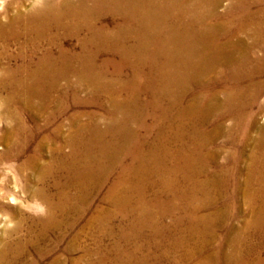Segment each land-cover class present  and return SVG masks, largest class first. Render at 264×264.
Wrapping results in <instances>:
<instances>
[{"label": "bare ground", "instance_id": "6f19581e", "mask_svg": "<svg viewBox=\"0 0 264 264\" xmlns=\"http://www.w3.org/2000/svg\"><path fill=\"white\" fill-rule=\"evenodd\" d=\"M223 1L2 0L0 264H264V0Z\"/></svg>", "mask_w": 264, "mask_h": 264}, {"label": "rangeland", "instance_id": "374dc122", "mask_svg": "<svg viewBox=\"0 0 264 264\" xmlns=\"http://www.w3.org/2000/svg\"><path fill=\"white\" fill-rule=\"evenodd\" d=\"M12 2V1H14V0H6V3L8 2V3H10V2ZM18 1H21V2H23L24 4L23 5H26V6H28V5H30L32 2H34L35 0H18ZM28 3V4H27ZM228 3V1L227 0H224L223 1V5H222V7H221V9H224L225 8V6H226V4ZM71 80H75V78L73 77ZM64 83H66V82H64L63 81V85H64ZM68 90V88L67 89H65L64 87L63 88H61L59 91H56L53 95H52V100L50 99V100H47L46 102H45V104L48 106V108L47 109H43V110H41V111H38V115L39 116H41L40 118H42V120L43 119H45V118H47L46 116H48V117H50V115H51V117H56V115H57V117H56V119H55V121H61V120H66V119H68V118H71V117H73V115H75V114H78V113H81V111H84V110H96L97 108L95 107V105H84V106H81V105H76V104H73L72 105V103H71V100H70V96L68 95L67 96V94L66 95H63V93L64 92H66ZM71 91V90H70ZM80 92V93H79ZM79 94H80V96H82V97H86V95H87V90L86 89H79ZM82 92V93H81ZM6 94H7V92H4L3 94H2V96H6ZM60 94V95H59ZM64 96L65 98H64V101L61 99L62 97ZM1 97V96H0ZM34 101L36 102L35 104H39V102H41L40 101V98L39 99H37V98H35L34 99ZM49 101V102H48ZM62 101V102H61ZM69 102V103H68ZM71 103V104H70ZM55 104H56V106H55ZM55 106V107H54ZM65 109V111L63 110V113H62V111L61 112H56V109H60V108H62V107ZM86 106V107H85ZM95 107V108H94ZM67 108V109H66ZM55 111V112H54ZM78 111V112H77ZM28 112H30V111H22V117L24 118V119H27L28 117H29V114H28ZM77 112V113H76ZM2 109H1V106H0V131H1V129L4 127V125H7V120H5V119H3V117L1 116L2 114ZM26 115V117H25V115ZM45 114V115H44ZM261 114V115H260ZM44 116H45V118H44ZM67 118H66V117ZM257 118H258V122H260L261 124H263L264 125V108H263V110H258L257 111ZM60 118V119H59ZM66 118V119H65ZM81 119V118H80ZM82 120H87L86 119V116H83L82 117ZM6 122V123H5ZM227 125H231V121H227ZM0 134H1V132H0ZM57 139V140H56ZM55 139V141H57V142H54V144L55 145H62V143H63V138L62 139H60L61 140V142H60V140L58 139V138H56ZM60 142V143H59ZM220 142H222V140L220 139ZM6 144V142H2V143H0V153H2V152H4V150H5V145ZM49 150V149H48ZM13 163V164H12ZM21 163V161H2V162H0V178H2V179H4V180H2L4 183L6 182L7 183V186H8V188L9 189H13V187H14V185L16 184V183H18V182H20V180H19V178H18V180L15 178V165H17V164H20ZM18 182H17V181ZM16 182V183H15ZM11 187V188H10ZM107 188L108 187H106V189H104L103 190V192H105V191H107ZM15 194H16V196H17V201L15 202L17 205H22L23 207H25L26 208V205H27V203H24L25 202V199H26V197L24 196V195H20L19 194V192H15ZM5 202H9L7 199L6 200H4ZM96 203H98V204H100V205H103V203H102V201H101V198L100 197H98V199H96ZM225 203V201H221L220 202V205H223ZM24 204V205H23ZM11 205H14V204H11ZM27 209V208H26ZM244 217H247V216H244ZM243 219V218H242ZM245 219V218H244ZM1 220H2V218H0V222H1ZM237 221V220H236ZM2 227V224L0 223V228ZM86 237L85 238H83L82 239V243H83V245H85L86 246V250H89V251H91L92 250V254H91V258H90V260H91V263L92 264H117V261H116V259H117V257L115 256V255H117V253H115V251L113 250H111V243H112V241L114 240V242H115V240H117L116 242H122V240H120V237H119V235L117 234V235H114L113 237H110V238H106L105 239V241H104V245L105 246H102V247H100V246H98L97 244H96V238L94 237V236H91L90 234H87V235H85ZM91 236V237H90ZM94 237V238H93ZM72 238H73V235H70V236H68V238L66 239V241L65 242H63L61 245H60V248H59V250H58V253H63V251H64V249L66 248V246H68L69 244H71V242H72ZM116 238V239H115ZM112 239V240H111ZM68 240V241H67ZM68 242V243H67ZM106 243V244H105ZM110 243V244H109ZM68 244V245H67ZM95 244V245H94ZM97 245V246H96ZM110 245V246H109ZM129 245H131V247H132V241L130 242V244ZM97 247V248H96ZM108 247V248H107ZM94 250H93V249ZM103 249V250H102ZM107 249V250H106ZM109 249V250H108ZM132 249V248H131ZM160 248H153V250H154V254H156V255H158V254H160L159 252H161L160 250H159ZM105 250V251H104ZM111 250V251H110ZM62 251V252H61ZM96 251V252H95ZM100 251V252H99ZM102 252V253H101ZM105 252V253H104ZM114 254H113V253ZM82 253V254H81ZM83 250H81V249H79L78 251H75V252H72L71 253V257L72 258H77V257H79V255L81 256V255H83ZM96 253V254H95ZM99 253H100V255H99ZM103 253H104V255H103ZM74 255H76V256H74ZM103 255V256H102ZM107 255V256H106ZM121 255H122V253H121ZM74 256V257H73ZM123 256V255H122ZM177 256V252H174V253H172V257H176ZM125 257V256H124ZM114 258V259H113ZM116 258V259H115ZM106 259V260H105ZM113 259L114 261H111V260ZM124 259H126V261L128 260V258L127 257H125ZM49 260H50V258H47V259H45V260H43V261H41L39 264H47V262H49ZM110 260V261H109ZM105 263H104V262ZM107 261V262H106ZM113 262V263H112ZM167 262V261H166ZM69 263H71V262H69ZM87 263H88V261H87ZM90 263V262H89ZM132 264V261H128V264Z\"/></svg>", "mask_w": 264, "mask_h": 264}, {"label": "clouds", "instance_id": "9594fccd", "mask_svg": "<svg viewBox=\"0 0 264 264\" xmlns=\"http://www.w3.org/2000/svg\"><path fill=\"white\" fill-rule=\"evenodd\" d=\"M0 4H2V0H0Z\"/></svg>", "mask_w": 264, "mask_h": 264}]
</instances>
